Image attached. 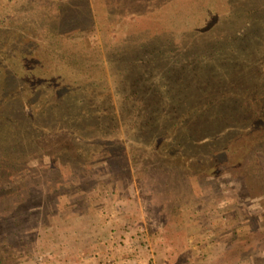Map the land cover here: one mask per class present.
Returning a JSON list of instances; mask_svg holds the SVG:
<instances>
[{
    "label": "rangeland",
    "instance_id": "rangeland-1",
    "mask_svg": "<svg viewBox=\"0 0 264 264\" xmlns=\"http://www.w3.org/2000/svg\"><path fill=\"white\" fill-rule=\"evenodd\" d=\"M263 8L262 0H0V54L13 47L30 56L27 65L43 60L41 69L67 80L51 89L73 98L72 115L50 119L24 164L7 162L2 154L16 150L0 146V264H264V129L245 125L241 163H222L226 136L182 138L178 126L125 141L132 102L120 98L139 51L205 56ZM57 27L54 51L75 54L44 61L32 46L53 44ZM257 54L264 70V49ZM102 92L117 126L80 129L89 120L74 111L107 103ZM254 123L263 128L264 116Z\"/></svg>",
    "mask_w": 264,
    "mask_h": 264
},
{
    "label": "trees",
    "instance_id": "trees-1",
    "mask_svg": "<svg viewBox=\"0 0 264 264\" xmlns=\"http://www.w3.org/2000/svg\"><path fill=\"white\" fill-rule=\"evenodd\" d=\"M262 5L264 7L263 0ZM258 14L259 18L253 23H246V26L233 24L229 34L225 36L227 43H214L205 56L196 54L192 56L196 58L188 59L186 58L188 55L181 54L171 57L162 50H155L158 48L155 46L139 51L135 55L139 63L137 68L131 64L126 69L125 84L120 88L124 94L120 98L132 102L129 107L124 108L126 113L124 126L129 131L124 138L125 141H135L134 136L140 138L148 134L155 137L162 129L181 126L182 138L204 137L207 134L213 140L223 136L230 138L226 146L220 148L221 151L216 154L221 156L222 163L236 165L241 163L243 152L237 150V146L240 147L239 141L244 137L241 130L247 131L245 130L247 124H253V134L264 129L262 126L255 127L254 123V120L264 116V104L260 102L259 94L264 91V70H259L256 65L259 57L257 53L264 49V11ZM58 29L57 27L50 34V38L54 39L53 44L47 43L44 50H40L39 45H31L33 51H36L44 61L53 60L57 55L75 54L72 50L69 53H64L61 49L58 52L54 51L57 48L55 43L59 41L58 37H62V32ZM7 50L9 52L0 54V135H3L0 146L16 150V152L5 150L2 156L8 160L7 162L24 164L29 155H33L32 152L29 153L32 150V141L44 132L52 130L50 119L58 116L65 118L72 113L73 98L59 95L53 91L56 89H51V86L59 87L67 82L66 79L63 80L62 75L59 76L61 72H56V76H52L48 69H41L43 66H40L42 64L40 61L43 60L27 65L30 56L19 50L14 53L13 47ZM179 57H182L181 61L176 59ZM72 59L75 62V58ZM141 63V68L144 69L140 71ZM98 66L86 69L91 71ZM246 68L253 69L246 70L249 73L244 74L246 71L242 69ZM40 69L42 73L36 72ZM98 81L105 85L103 79L99 78ZM107 92L98 93L100 99L107 100V103L85 105L86 109L82 112L81 108L80 113L79 108L74 111L78 112L75 114L87 115L89 120L87 123L82 120L77 122L76 125H79L80 129L81 124L82 129L90 132L95 130L108 133L115 129L116 106ZM52 99L54 101H51ZM172 110L179 113L175 114ZM168 112L172 113L167 114ZM76 129L67 127L66 130L77 135ZM234 131H239V134L234 136ZM256 149L257 147L254 150ZM257 153L256 150L254 152L256 159ZM175 156L178 166H187L186 161L180 162L181 157L176 154ZM14 160L16 162H13ZM6 164L8 165L6 167L13 166L10 163ZM256 165L261 169V160L257 161Z\"/></svg>",
    "mask_w": 264,
    "mask_h": 264
}]
</instances>
